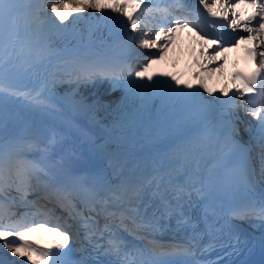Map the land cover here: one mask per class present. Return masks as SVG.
Returning <instances> with one entry per match:
<instances>
[{
  "label": "snow or ice",
  "instance_id": "obj_1",
  "mask_svg": "<svg viewBox=\"0 0 264 264\" xmlns=\"http://www.w3.org/2000/svg\"><path fill=\"white\" fill-rule=\"evenodd\" d=\"M161 2L163 7L155 0H113L111 4L104 5L100 0H83L82 5L69 11L71 5L68 0H25L23 3L21 0H0V126H3L4 105L11 97H24L46 115L60 112L61 109L51 101L55 99L57 83L65 81L75 86L69 99L76 111H92L103 106L99 102L85 104L83 100H77L79 93L76 89L104 78L110 81L113 88L130 86L150 90L165 107L190 109L194 116L208 112L214 105L220 106L215 143L207 129L198 136L177 138L166 149L151 154L144 167L138 161H130L127 156L113 154L109 163L116 182L102 174L91 180L76 174L71 163L80 157L75 151L63 148L67 133L54 125L46 135L0 142V264H192L187 258L194 256L197 250L208 251L220 245L221 248L236 251L246 241L241 240L232 226L218 227L216 214L207 205L221 169L233 171L248 195L245 205L233 210L231 216L264 222V192L259 199L256 196L257 167L259 178L264 180V51L251 50L253 59L259 61L252 73L247 76L240 73L233 75L234 79L241 81L238 91L250 94L244 104L235 102V93L225 101L219 98L207 100L198 89L184 91L183 88L173 87L167 80H152L148 76L152 83L140 84L124 78L125 69L129 75L132 72L128 61L142 55L133 45L135 37L129 34V26L133 32L140 33L141 48L157 47V41L163 40L161 52L166 51L171 42L169 33H178L184 28L189 31L199 28L187 17L177 15L187 11L184 0ZM247 2L255 6L253 15L240 21L233 14L227 27L233 31L242 29L248 36L233 38L235 43L230 46L235 47L240 40L251 37L264 49V41L259 40L264 34V0ZM199 3L208 9L211 16L222 15L228 19V7L225 5H221L225 8L224 12L217 13L206 0H199ZM235 3L236 0H225V4L232 8ZM85 7L98 12L102 8L111 11H103L100 16L94 13L84 16ZM21 9L26 10L28 26H36L37 43L45 25L63 38L71 34L73 38L79 36L83 40L84 36L76 29L80 21H87L89 40L96 33L103 34L107 30L110 36L119 40L127 59L115 65L69 57L62 70L46 71L40 91L35 94L21 92L9 83L7 76L15 42L20 38ZM137 9L140 11L137 12ZM111 12L122 13L125 19H121L120 15L113 16ZM152 20H157V23L152 25ZM223 27L221 25V29ZM144 28H148L155 39L148 36ZM157 28L159 31H156ZM205 36L207 33L201 39L206 44L227 50L223 36L211 40L205 39ZM10 44L13 45L11 49ZM46 44L51 51V43L46 41ZM216 55H219L218 51ZM161 58L154 56L142 71L135 72V76L142 80L148 68ZM210 59H215V56ZM32 68L33 65L29 64L24 71ZM172 80L180 83L174 76ZM201 87L205 92L210 91L204 84ZM184 88L191 89L192 85L185 84ZM239 107L258 121L255 126L245 125L243 132L247 139L238 126L244 121L233 110ZM66 123L69 129L74 127L72 121ZM81 134L94 143L82 130ZM155 135L161 138L160 132ZM220 137H223L222 143ZM254 159L256 166L253 165ZM194 204L203 206L198 220L186 211ZM37 217L44 219L38 222ZM173 220L178 230L187 233L183 243L165 245L147 240V243L137 245L126 239L146 240L149 235L167 226L162 222ZM31 232L49 233L57 237L58 242L51 248L37 247L25 239ZM74 236L80 237L83 250L90 259L73 258ZM3 249H7L12 256L25 259L10 260ZM174 257L180 259L174 260Z\"/></svg>",
  "mask_w": 264,
  "mask_h": 264
},
{
  "label": "bare ground",
  "instance_id": "obj_2",
  "mask_svg": "<svg viewBox=\"0 0 264 264\" xmlns=\"http://www.w3.org/2000/svg\"><path fill=\"white\" fill-rule=\"evenodd\" d=\"M104 4H111L113 0H100ZM198 5H201L199 3V0H194ZM25 2V0H21V3ZM123 2V0H121ZM83 0H79L78 5H82ZM206 3H208L209 7L212 10H222L224 12L225 8L221 7V5H225V7H228V16L231 20L232 15L236 14L238 16V19L240 21H244L247 18L244 14H242L245 9L244 7L239 4L235 3V7L232 8L229 5L225 4V0H206ZM71 7L73 6L72 3H70ZM203 6V5H201ZM203 8H205L203 6ZM207 9V8H205ZM87 10H91L93 13L96 11L95 9L87 8ZM73 11V10H69ZM103 11H111L110 9H104L102 8L100 12V15ZM90 13V12H89ZM114 12H111V14ZM99 15V16H100ZM120 15L122 17L121 13L115 12V16ZM21 19L19 20V27L20 24L27 25V13L26 10L21 9L20 11ZM85 23L86 30H81V27H77L76 32L81 33L84 36V39L82 40L83 43H81V39L79 36L76 37V43L77 48L82 51H86L92 48H98L101 43H97L94 45H90L88 43L93 42L97 37L102 38L104 37V33H96L95 36L91 40H89L88 33H87V27L88 22ZM25 28L20 27V38L15 42L14 48L15 51L12 53V61L9 65V68L15 72V79L19 78H25V77H40L41 71L35 70V68H32L30 71H24L26 68L25 65L35 57L26 59L25 55L27 53V50L24 47V36L26 31ZM239 31V36H248L247 33H244L242 29H237ZM47 31V28H43L42 31L39 34V37L43 35ZM167 31V30H165ZM184 33H187L185 31ZM170 34V33H169ZM180 32L176 33V35L172 36L175 40V42L179 41L180 38ZM35 41H36V48L34 49L36 53L39 54V52H43L42 45L40 43H37V33H35ZM183 42H178L179 48L182 47ZM253 43L254 45L258 46L256 40L249 37L244 40H240L239 44L236 45H242V44H248ZM33 44V43H32ZM157 48H147L149 50V53L147 51L146 56L150 53L156 54L159 52L160 45H164V41L160 40L157 41ZM190 45V44H189ZM31 47L30 45H28ZM105 52L99 55H87L85 54L83 58H87L89 60H95V61H101L105 63H112V59H123L126 58V54L122 51L119 40L117 38H113L112 42L105 44ZM13 47V45L10 44V49ZM171 47H174V45H171ZM152 49V50H151ZM227 50H221L216 48L213 44H206L203 42L201 48L197 51V56L200 61H202L201 65L208 71V75L212 77L213 71H218L219 76L217 75L216 80L213 81V83H216L217 85L222 84V82L225 79V66L226 63L229 61H232V48L228 47ZM260 51H264V49L260 48ZM151 51V52H150ZM219 52V55H216V52ZM166 57H162L159 59L157 63H154L150 68L152 69L149 76L152 77V80H167L168 83L173 84L176 83L172 78L168 77V74H165L166 68L162 64L163 60L171 59L170 55L166 54ZM53 58L57 57L55 54H51ZM215 56V59H210V57ZM202 58V59H201ZM48 62V61H47ZM203 68V69H204ZM204 69V70H205ZM214 69V70H213ZM107 79V78H106ZM180 81V80H179ZM106 84H108L109 80L103 81ZM146 84H151L152 81L147 80L145 82ZM31 85V84H30ZM207 85H209L207 83ZM178 88H183L184 91H193V90H200L201 85H198L195 89H188L184 88V85H181L179 83L177 85ZM16 88V87H15ZM18 89V88H17ZM21 92H26L24 89H18ZM98 90H104L103 88H99ZM209 90H211L209 88ZM110 89L104 90L105 94L109 93ZM205 99L207 100H214L213 99V92L209 91L206 92L204 95ZM17 100H20V102H16ZM162 102L159 100V102L156 104L155 108L152 110L150 116L147 117V119L144 121L143 125L140 128L141 132V140L139 142H126L124 140L116 139L110 136H107L103 130L99 126V122L87 125L86 123L82 122L79 118L80 112L76 111L74 109H69L68 111H64L63 113L60 111L58 113H55L53 115H46L42 113L39 109L35 108L31 105V103L26 100L24 97H11L4 105L3 109V126H0V142H4L5 140H15V139H27L29 137H32L34 135L40 134V135H46L48 132V129L51 126H56L60 130L67 133V139L64 142L63 148L64 149H71L75 151L80 159H82L87 165H78L75 163H71L72 170L74 172H78L77 174L87 177V179L91 180L94 178L93 174L98 172L99 170L104 171L103 176L106 177L108 180H111L113 182H116V178L113 175V168L110 167V160L113 158V154H117L120 156H127L130 161H138L142 167L146 166L149 162L148 158L151 154H153L157 150H164L167 147H169L177 138H184V137H193L198 136L204 133L205 129L208 130V132L213 135V139H215V130L219 126V118L220 114L218 112V105H214L213 108L209 109L208 112L203 113L199 116H194L191 113L190 109H187L190 111L189 114L185 112L186 115L190 118L189 121L178 123V119L174 122H162L154 124V119H152V116L154 115L155 111H158ZM56 105V104H55ZM58 108H60L59 105H56ZM61 109V108H60ZM160 118H166L167 113L162 112L159 114ZM68 121H72L74 123V127L69 129L67 127ZM81 130L87 134V137H91V140L94 143H90L89 140L81 134ZM161 133V138L156 137V133ZM166 137V138H165ZM147 144L145 148H142L143 144ZM102 146V147H98ZM141 147L142 149H137L133 152H130L129 149L133 147ZM100 166H104V168L100 169ZM258 168V167H257ZM259 172V170H258ZM31 199V197H30ZM21 211H23L21 209ZM34 239H40L37 235H32ZM52 239L48 240L47 245H54L51 242ZM45 244V243H43ZM3 252L7 253L9 255V252H7V249H3ZM12 256V255H11Z\"/></svg>",
  "mask_w": 264,
  "mask_h": 264
},
{
  "label": "rangeland",
  "instance_id": "obj_3",
  "mask_svg": "<svg viewBox=\"0 0 264 264\" xmlns=\"http://www.w3.org/2000/svg\"><path fill=\"white\" fill-rule=\"evenodd\" d=\"M68 3L73 4V6L69 10H74L78 6L79 0H68ZM100 3L102 5H104V3L102 1H100ZM49 11H50V9H49ZM89 12L93 13L91 10H87V8L85 7L84 11H83V15L88 16ZM94 14H95V16H99L100 12L95 11ZM111 15H115V12L112 13ZM56 22L59 23L58 20ZM84 22L87 23V21H80L78 24V27L82 26L81 30L85 31L86 25ZM65 23H67V21ZM20 27L25 28L24 30L26 31L25 36H24V40H23L24 41V47L27 50L25 58L29 59V58H32V57H35L36 55H38L37 57H35V59L33 58L31 60V62L27 63L25 65V67H27L29 64L33 65V68H35V70L41 71V76L40 77H25L24 79L19 78L16 80L15 79V76H16L15 72H13V70H11L7 73L8 81L13 87H16L20 90L24 89L26 91H30L33 94H35V92L41 90L42 81L46 75V71L54 70L52 67V64L55 63L56 61H59V59L61 60L62 58H64L65 55L63 57L58 56L55 58H53V56H51V54H53V52L49 51L47 44H46V41L49 43V39H47V37L50 36V34H53V32H55V30L51 29L48 25L44 26L45 28H47V31L39 37V43H40V45H42V50H43L44 54L42 52H39V54H38L34 50V49H37L36 45H34V44H36V41H35L36 26L35 25L28 26V23H27V25H24L22 23V24H20ZM70 30H71V26H70ZM181 31L182 32H185V31L188 32V34L182 35V38L184 36V40L186 41V43H183L181 51L184 49L185 52L188 53L189 58H190V62L192 63V65H195V63L198 59H196V57H194L193 54H194L195 50L199 47L200 43L192 31H189L187 28H184ZM103 33H104V37H102V38L97 37L93 42L88 43V44L94 45V44H97L99 42L105 43V44L110 43L111 36L109 35L108 31L104 30ZM70 37H71V34L68 35V39ZM153 39H154V37H153ZM180 41L182 42L181 39H180ZM187 41L191 44L190 47L187 45ZM80 42L83 43L82 40ZM28 45H30L31 47H29ZM69 45H70V47L67 48L65 51H66V53L70 51L74 55L82 54V53H89V55H91V54L97 55V54H100V52H101L99 49H103V48H99V49L98 48H92V49H89L86 51H81L76 47L77 46L76 38H74L72 41H70ZM171 45H174V47H171ZM162 47H163V45H160L158 53L152 54V55L151 54L147 55L144 58V61L139 63L138 67H136L135 70H132L131 75H129V73H125L123 75L124 78L130 79V80L135 81V82L140 83V84H146L145 82L148 80L147 77L150 75L152 69L150 67L148 68V71L146 72L145 77L142 80L135 76L136 71H142L143 68L149 63V61L154 56L166 57L167 56L166 54L170 55V57H171L170 60L167 59V60L162 61V64L165 67L175 58L176 53H181V51L178 50L179 45L174 41V39H172V37H171V42L167 46V50L164 52H161ZM38 61H42V62L38 63ZM45 66H47V69ZM200 74H202V79H204L208 83H210V87H212V89L214 90L216 88V84L213 83V81H214V79L217 78L218 72L213 71V75H212V77H210L207 74V72L204 69H202V70H200ZM105 80H107V79L104 78L103 80H97L95 82V84L79 86L76 89L79 93V95L76 96V99L77 100H83V102L85 104H93L96 100H98V102L103 105L101 107H104V106L113 107L114 105L119 106L120 104L125 103L124 107L122 109V115L123 116H126L129 113H131L132 111L137 110V113H140L142 118H145V120L148 116H150L152 110L155 108L156 104L160 100L150 90H138V89L132 88L130 86L128 88H126L124 86L113 88V87H111L110 81L108 82V84L105 85V83L103 82ZM74 87H75L74 85L70 84V88L65 90L64 94H58L55 92V99L52 100L51 102L56 104V105H59L62 113H63V110L68 111L69 109H74L72 107V105L70 103V99H69L73 95V88ZM173 87H177V85H173ZM99 88H103L104 90L109 88L110 91H109V93H107V95H104L105 94L104 90H98ZM207 88L209 89V87H207ZM202 93H206V92L203 90ZM44 95H46V93ZM16 102H20V100H17ZM79 112H80L79 118L81 119L82 122L86 123L87 125H92V124H95L97 122V120H94V121L90 120V117L92 115V111H79ZM162 112L167 113V117L164 119L158 117L159 114ZM185 112H187V114L190 113V111L187 109H171V108L165 107L164 104L162 103L159 110L155 111L154 115L152 116V119H154V124L162 123V122L174 123L177 119H178V123L179 122L182 123V122L189 121V119H190L188 117V115L185 114ZM106 135L113 137V138H116V139L124 140L126 142H133V143L139 142L142 139L141 137H137V136L128 137V138L124 137L123 138V137H120L119 134H117V133L116 134L113 133L112 135H110V134H106ZM147 144L148 143H146V144L144 143L142 148H145L147 146ZM142 148L140 146L139 147H133V148H130L129 151L133 152L137 149H142ZM28 235H37L41 239L46 240V241L52 239L51 240L52 243L58 242L57 237H55L49 233H46V232H31ZM8 257L10 260H13V261L25 259L23 257L11 256V253H9Z\"/></svg>",
  "mask_w": 264,
  "mask_h": 264
},
{
  "label": "trees",
  "instance_id": "obj_4",
  "mask_svg": "<svg viewBox=\"0 0 264 264\" xmlns=\"http://www.w3.org/2000/svg\"><path fill=\"white\" fill-rule=\"evenodd\" d=\"M50 41H51V45L54 47H59L63 42H64V38L60 35L56 36L53 35L50 37ZM64 63L62 64H56L54 70H62ZM70 88V83H68L67 81L63 82V83H57V85L55 86V92L58 94H64L65 90ZM124 106L120 105V106H113V107H109V106H98L94 109V115L97 117H100L101 120L107 125H113V124H117L120 126V128H123V131H125V133H130L134 130L135 126L137 125V123L140 121V113H138V117L136 120V115H131L129 117H127L126 119L122 120V108Z\"/></svg>",
  "mask_w": 264,
  "mask_h": 264
}]
</instances>
